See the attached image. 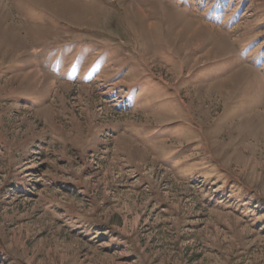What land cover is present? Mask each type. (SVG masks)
<instances>
[{
    "label": "rangeland",
    "instance_id": "rangeland-1",
    "mask_svg": "<svg viewBox=\"0 0 264 264\" xmlns=\"http://www.w3.org/2000/svg\"><path fill=\"white\" fill-rule=\"evenodd\" d=\"M53 1L0 0V264H264V0Z\"/></svg>",
    "mask_w": 264,
    "mask_h": 264
},
{
    "label": "bare ground",
    "instance_id": "bare-ground-1",
    "mask_svg": "<svg viewBox=\"0 0 264 264\" xmlns=\"http://www.w3.org/2000/svg\"><path fill=\"white\" fill-rule=\"evenodd\" d=\"M64 1H66V0H64ZM55 2V3H54ZM61 1L60 0H54L53 2H51L52 3V5H54L55 6V4L56 5H58V3H60ZM70 4V3H69ZM71 5V4H70ZM74 5V4H73ZM72 5V6H73ZM69 6V5H68ZM70 7V6H69ZM72 9V8H71ZM76 9V8H75ZM77 10V9H76ZM142 11V10H141ZM194 28V27H193ZM35 54V53H34Z\"/></svg>",
    "mask_w": 264,
    "mask_h": 264
}]
</instances>
